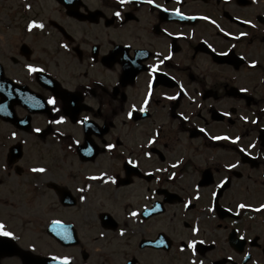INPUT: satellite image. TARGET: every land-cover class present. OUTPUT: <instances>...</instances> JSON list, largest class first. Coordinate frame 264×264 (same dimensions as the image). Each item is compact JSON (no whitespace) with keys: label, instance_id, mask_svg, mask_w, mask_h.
Returning a JSON list of instances; mask_svg holds the SVG:
<instances>
[{"label":"flooded vegetation","instance_id":"af4514ba","mask_svg":"<svg viewBox=\"0 0 264 264\" xmlns=\"http://www.w3.org/2000/svg\"><path fill=\"white\" fill-rule=\"evenodd\" d=\"M261 204L264 0H0V264H264Z\"/></svg>","mask_w":264,"mask_h":264},{"label":"snow or ice","instance_id":"6c2138e0","mask_svg":"<svg viewBox=\"0 0 264 264\" xmlns=\"http://www.w3.org/2000/svg\"><path fill=\"white\" fill-rule=\"evenodd\" d=\"M126 2H127V0H119V3H120V4H124V3H126ZM149 2H153V0H149ZM28 7H31V5H28ZM176 11H177V13H178L179 15H181V16L184 15L182 12L179 11V9H176ZM115 15L119 17V16L121 15V13H120L119 11H117V12L115 13ZM204 18H205V19H209V17H204ZM236 19L239 20L240 17H236ZM213 23H215V21H213ZM244 23L249 24V25H252L253 27H255V25H254V23H253L252 20H246V21H244ZM28 27H29L30 30H31L33 27H38V28H41V29H42V28H44V24H43V22H37V21L33 20V21L30 22V24L28 25ZM228 35H232V33H228ZM247 35H248V33H244V32L240 33V36H247ZM64 47L67 48L68 45H67V44H64ZM160 63H163V61H160ZM256 63H257V61H255V60L251 61V64H252V65H255ZM28 67H29L32 71H37V69H36L33 65H28ZM40 71H42V69H40ZM242 91H247V89H242ZM150 96H151V93H149V97H150ZM171 98H172V99H175V97H171ZM49 103H51V104H55V103H56L55 98H54V97L51 98V99L49 100ZM144 103H145V105L148 104V99H147V98L145 99ZM143 110L146 111L147 109L145 108V109H143ZM128 115H129V117H131L132 113L129 112ZM180 115L183 116V113H180ZM184 118L187 119V117H184ZM65 119H66L65 117L61 116V117L59 118V120H57V121H55V122H56V123H61V122H63ZM88 119H89L88 117H85L84 120L81 121V123L86 122ZM244 119L247 120L248 117H244ZM35 131L39 132V131H41V129H35ZM13 135H16V134L13 133ZM213 139H233V138H232V137H227V136H225V137H213ZM239 139H240V137H235V140L238 141ZM155 140H156V136H153L152 139L149 141V143H154ZM107 147H108L109 149H111V148H114L115 145H113V144H108ZM148 155H151V153H148ZM129 162H131V163H136L135 161H131V160H130ZM177 163H179V161H177ZM236 166H237V165H235V164H228V165H226V167H228V168H235ZM32 171H34V172H45L46 169H44V168H34V169H32ZM175 175H176V174L173 173V176H175ZM108 179L111 180L112 182H115V180H116L115 177H108ZM227 179H228V178L226 177L224 180L221 181V186H223V185L226 183ZM198 187H199V185H197V188H198ZM213 195L215 196L216 193L214 192ZM197 196H199V193H197ZM81 199H84V197H81ZM188 203H191V201H189ZM186 206H187V205H186ZM238 207L241 208V209H243V208H250V207H252V205L241 203V204L238 205ZM261 209H264V204H261V205L259 206V208L257 209V211H259V210H261ZM130 215H132V216H136L137 213H136V212H132V213H130ZM120 231H121V234H123L124 231H125V229H121ZM194 231H198V229H194ZM0 235H2V236H6V237H15V233H14L13 231H11V230H8V229H7V226L4 224L3 221H0ZM101 235H104V234L101 233ZM197 243H198V242H197L196 240H192V241L190 242V245H189V246L191 247L193 253H195ZM32 247L34 248L35 245H33ZM55 259H57V260L63 259V261L65 262V264H67V262H68V260L70 259V257H59V256H57V257H55ZM193 264H196V262L194 261ZM198 264H204V262L201 260V261L198 262Z\"/></svg>","mask_w":264,"mask_h":264}]
</instances>
